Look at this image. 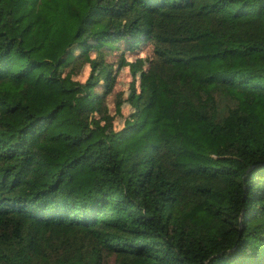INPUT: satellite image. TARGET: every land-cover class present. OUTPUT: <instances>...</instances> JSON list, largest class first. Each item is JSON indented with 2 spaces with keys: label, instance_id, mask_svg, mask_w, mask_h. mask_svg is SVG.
I'll list each match as a JSON object with an SVG mask.
<instances>
[{
  "label": "trees",
  "instance_id": "obj_1",
  "mask_svg": "<svg viewBox=\"0 0 264 264\" xmlns=\"http://www.w3.org/2000/svg\"><path fill=\"white\" fill-rule=\"evenodd\" d=\"M120 43L156 57L117 128ZM111 257L264 264V0H0V264Z\"/></svg>",
  "mask_w": 264,
  "mask_h": 264
},
{
  "label": "rangeland",
  "instance_id": "obj_2",
  "mask_svg": "<svg viewBox=\"0 0 264 264\" xmlns=\"http://www.w3.org/2000/svg\"><path fill=\"white\" fill-rule=\"evenodd\" d=\"M97 52H91L89 56L95 58ZM105 60L114 65L116 74V84L111 92H99L105 96L106 111L115 116V126L122 128L129 123L134 115L131 95L134 87L139 88L142 74L150 67L156 55L153 45L147 43L142 45L136 52L126 49L125 44H118L116 50H105ZM71 68L75 72V78L85 81L91 71V62L82 56L72 62ZM115 258L111 257L110 263L114 264Z\"/></svg>",
  "mask_w": 264,
  "mask_h": 264
}]
</instances>
